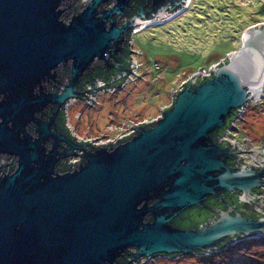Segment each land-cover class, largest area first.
Segmentation results:
<instances>
[{"label":"water","instance_id":"obj_1","mask_svg":"<svg viewBox=\"0 0 264 264\" xmlns=\"http://www.w3.org/2000/svg\"><path fill=\"white\" fill-rule=\"evenodd\" d=\"M82 1L65 18L66 0H0V155L12 165L0 167V264H115L129 248L133 263L155 254L209 253L225 239L264 236V215L252 209L260 216H245L233 206L213 209L216 218L196 229L170 223L224 191L263 206L257 198L264 194L252 191L264 186V140L252 147L242 138L253 156L247 163L236 156L234 167L227 158L245 148L223 138L226 129L217 137L224 144L211 136L233 110L240 118L241 108L262 95L264 22L246 28L240 48L208 74L198 69L170 90L171 108L141 122L154 125L131 124L132 131L93 144L95 138L81 140L68 126L77 141L53 130L58 110L70 99L92 93L81 98L89 101L100 88H112L104 86L127 73L115 62L127 33L168 20L188 0H146L148 10L140 7L123 22L118 18L127 17L129 0ZM98 63L117 73L78 90L83 74ZM132 66L130 60L129 72ZM65 67L67 82L49 90ZM46 107L51 114L45 119ZM72 156L79 159L68 161L70 169L56 171L61 158Z\"/></svg>","mask_w":264,"mask_h":264},{"label":"rangeland","instance_id":"obj_2","mask_svg":"<svg viewBox=\"0 0 264 264\" xmlns=\"http://www.w3.org/2000/svg\"><path fill=\"white\" fill-rule=\"evenodd\" d=\"M263 22L264 0H188L184 10L168 20L131 33L129 47L134 51L135 67L128 78L114 89L100 88L89 101L70 99L65 105L67 126L81 140L105 139L119 135L132 123L155 119L160 108L170 105V90L180 89L181 82L198 69L208 73L225 54L240 48L246 28ZM231 136L239 142L245 138L252 147L259 144L264 137V90L258 99L245 104ZM9 161L0 156V165ZM253 246V250H263L264 236ZM233 250L239 252L237 247ZM225 256L159 255L131 264H224Z\"/></svg>","mask_w":264,"mask_h":264},{"label":"trees","instance_id":"obj_3","mask_svg":"<svg viewBox=\"0 0 264 264\" xmlns=\"http://www.w3.org/2000/svg\"><path fill=\"white\" fill-rule=\"evenodd\" d=\"M110 3V2H109ZM106 4L104 6H108L109 5ZM83 1L82 0H66V2L64 3V17L68 18L71 14L76 13L82 6ZM183 5L180 4L179 6H175V9H180ZM140 7H143L145 10H148L149 5L146 3V0H129L128 5H127V17L124 18L121 22L126 21L129 19V17L133 14H136L138 12V9ZM147 18H150V13L148 12L146 15ZM130 33L128 32L126 37H125V41L122 44V53L117 56L115 62L120 64L121 66H123L124 68L127 69V73L126 75L129 73L130 71V60H131V53L132 51L130 50L129 47V37H130ZM227 61V60H224ZM117 73V71L113 68H106L103 66V64H93L88 72L84 73L82 78L80 79V81L78 82L77 88L80 91H85L89 88L92 87V84L95 80L101 81V82H107L111 77H113L115 74ZM126 75L121 78L116 80L113 83H110L108 85H105L104 87H118L120 86L123 81L126 78ZM211 75V73H210ZM69 77V68L65 67V68H61L58 72V79L59 82L57 84H54L53 86L48 85L47 88L51 91H59L63 84L67 82ZM197 79V81H204L207 77H203ZM92 93H88L86 95H82L79 98H83L87 95H91ZM95 94V93H93ZM173 103V99L170 103V105L166 108H164L162 110H169L172 106ZM55 109V108H54ZM237 113V110H233L232 114L230 116H228L226 118V124L219 128V130L215 133L212 134V139L217 142V137L222 135L226 129V126L229 124V122L235 117ZM65 111H64V107L61 106L60 109L58 110L56 117H55V123L57 126V132L58 133H63L64 135H66L67 137L72 138L73 140H76L71 134L70 131L68 130V127L66 125L65 122ZM155 124V121H151L148 124H144L141 123L139 124L136 128L138 127H144V128H148L152 125ZM129 136H125L123 138H121L120 140H118L117 143L122 142L124 140H127ZM224 144V143H222ZM227 145L229 148L230 146L228 144ZM235 159V157H234ZM80 161H82L80 159ZM235 161V160H233ZM10 162V161H9ZM6 162L2 163L0 165V167H2L3 169H9L12 168V165H10ZM236 162V161H235ZM230 164V162H228ZM234 163V162H232ZM9 164L8 167H6L5 165ZM71 168V164L68 163V158H65L64 160L60 161L59 164L56 166V171L58 172H64L68 169ZM220 196H222L225 201L224 203H222V205L218 202L217 199H213V198H207L204 200V206L203 207H197V206H193L191 208H187L183 211H181L177 217L173 218L171 220V225L176 227V228H189V229H196L199 225L207 222L208 220L214 219L216 218V216L213 213V209L215 206H218V209H222L224 210L226 208V206H234V209L236 211L241 212L243 215L245 216H250V217H258L260 216L259 214H257L256 212H254L249 206L250 203H244L242 201H240L239 196L240 193L238 191H233V192H221L219 194ZM145 220H150V216L146 215ZM237 238H241V237H236V238H231V239H225L223 244L217 247L218 249H221L218 252L213 253V251L209 252V254H221V255H226L224 258L226 261H224V264H262L264 263V249H257L255 248L254 250L252 249L256 243V239L258 238H250L248 240H244V241H239L234 243L233 245H229V246H225V244L228 241H232L234 239ZM251 240L252 242H250L248 244V246H242L243 243L245 241H249ZM246 244V243H245ZM234 247H237L239 249V252H235L233 250ZM133 248H129L127 249L125 252H123V254L117 258V261L115 264H131L130 262V258H131V254H132ZM194 254H198V255H202L204 254V252H200V251H196L191 255ZM232 254L231 257H229V255ZM159 255H165V254H155L152 258L159 256ZM183 254H173V255H165L168 257H175V256H180ZM139 260V259H138ZM136 260V261H138ZM135 261V262H136Z\"/></svg>","mask_w":264,"mask_h":264},{"label":"built area","instance_id":"obj_4","mask_svg":"<svg viewBox=\"0 0 264 264\" xmlns=\"http://www.w3.org/2000/svg\"><path fill=\"white\" fill-rule=\"evenodd\" d=\"M133 67H135V66H132L131 68H133ZM208 73H209V71H208ZM208 73H206V74H208ZM112 88L114 89L115 87H112ZM95 93H96V92H95ZM244 107H245V105H244ZM244 107H242L241 110H240V114H239L240 118H241V114H242V112H244ZM240 118H239V117H234L233 120L230 121L232 127H227V128H226V131H227V132H225V133L223 134V138L228 139V140H230V141L235 140V141L237 142V143H236V146L238 147V149H240V150H244L243 143L237 141L235 138H233V137L231 136L232 131H234L235 128H236V122H237L238 120H240ZM132 124H137V123H132ZM130 125H131V124H130ZM130 125H128V126L124 129V131H120L118 136H121V135H123V134H125V133H128V132L132 131L133 128H132V127H129ZM115 137H116V136H115ZM113 138H114V137H113ZM113 138H105V139L98 138V139H93L91 142H92L93 144H98L99 141H101L102 143H104V142H106V140H110V139H113ZM235 153L237 154V157H239V156H240V157H243V158H242V161H243L244 163H247L248 161L251 160V159L247 156V154H246L245 151H238V152H235ZM77 159H79V156H72V157H69V158H68V161H70V162H74V160H77ZM251 165H252V166H255V162L252 161V162H251ZM262 188H263V189H262V194H264V187H262ZM257 200H258V202H259L261 205H263L262 207L259 206L257 203H250V206H249V207H250L251 209H254L255 211H257L258 213L264 215V196H259V197L257 198ZM250 238H251V237H243V238L235 239V240H232V241H228V242L225 244V246L233 245V244L236 243V242L244 241V240H248V239H250ZM216 250H217V249H216ZM216 250H214L213 253L218 252V251H220L221 249H218V251H216ZM202 255H209V253H208V252H204V254H202ZM148 259H152V258H140V259H139V262L136 261L135 263H140L141 260H148Z\"/></svg>","mask_w":264,"mask_h":264},{"label":"flooded vegetation","instance_id":"obj_5","mask_svg":"<svg viewBox=\"0 0 264 264\" xmlns=\"http://www.w3.org/2000/svg\"><path fill=\"white\" fill-rule=\"evenodd\" d=\"M118 20H119V22H121L122 20H123V18H118ZM197 79H199L198 77H197ZM51 86H53L54 85V83H52V84H50ZM51 108L50 107H46L45 109H44V114H43V117L46 119L50 114H51V110H50ZM56 117V116H55ZM54 122H55V119H54ZM52 129L53 130H55L56 132H57V126H56V123H54V125H53V127H52ZM219 130V129H218ZM217 130V131H218ZM264 139H260V140H258V143L260 144L261 143V141H263ZM75 141H77V140H75ZM218 143V142H217ZM218 144H222V143H218ZM258 144V145H259ZM60 145L62 146V147H64L65 146V143H63V142H61L60 143ZM257 145V146H258ZM47 146L49 147L50 146V142L49 143H47ZM245 148V147H244ZM247 149L245 148V152H246V154H247V156L251 159V157L253 156V153H247ZM234 152V151H233ZM0 156H2V155H0ZM237 156V154L234 152L233 154H231L228 158H227V162H230V164L232 165V166H234V167H237L238 165L236 164V162L235 161H233L234 160V157H236ZM256 157H257V155H255ZM65 158H61L60 160H59V162L60 161H62V160H64ZM254 161V160H253ZM59 162H58V164H59ZM232 162H234V163H232ZM255 162V166H253V167H251V168H253V169H255V170H258L259 169V164L256 162V161H254ZM6 167H8V165L6 166ZM262 187H264V186H261V187H258V188H255V189H253V195L256 197V196H258L259 194H261L262 193ZM211 198H215V199H217L218 200V202L222 205V203H224V201H225V199L222 197V196H220L219 195V197H211ZM255 202H257L256 200H254L252 203H255ZM231 206H233V205H231ZM247 206H250V204L249 205H247ZM234 207V206H233ZM212 209H218V206H215L214 208H212Z\"/></svg>","mask_w":264,"mask_h":264},{"label":"bare ground","instance_id":"obj_6","mask_svg":"<svg viewBox=\"0 0 264 264\" xmlns=\"http://www.w3.org/2000/svg\"><path fill=\"white\" fill-rule=\"evenodd\" d=\"M187 2H188V1H187ZM148 24H151V23H148ZM146 25H147V24H146ZM146 25H144V26H142L141 28H139V29H137V30H134V31H138V30L144 28Z\"/></svg>","mask_w":264,"mask_h":264},{"label":"crops","instance_id":"obj_7","mask_svg":"<svg viewBox=\"0 0 264 264\" xmlns=\"http://www.w3.org/2000/svg\"><path fill=\"white\" fill-rule=\"evenodd\" d=\"M262 145V141H261V143L258 145V146H256V147H260Z\"/></svg>","mask_w":264,"mask_h":264}]
</instances>
